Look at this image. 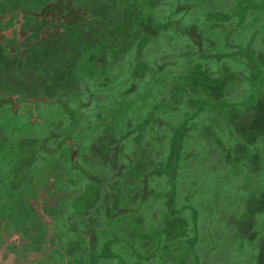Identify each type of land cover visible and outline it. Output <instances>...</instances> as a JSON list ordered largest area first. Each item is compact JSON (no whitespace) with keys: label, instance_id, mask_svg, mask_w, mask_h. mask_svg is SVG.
<instances>
[{"label":"trees","instance_id":"obj_1","mask_svg":"<svg viewBox=\"0 0 264 264\" xmlns=\"http://www.w3.org/2000/svg\"><path fill=\"white\" fill-rule=\"evenodd\" d=\"M32 1L38 3L43 23L53 21L69 27L89 24L91 30L92 43L88 48L76 43L78 38L74 35L66 38L71 43L60 48L53 58H38V67L42 66L38 105L56 101L63 108L58 122L61 132L38 133L49 138L42 146L38 142V174L60 159L64 172L55 185H62L67 193L64 185L71 183L70 168L75 170V178L78 176L71 211L60 205L68 197L56 205L57 215L63 217L66 225V229L55 232L63 251L58 256L66 264H100L99 260L105 264H129L126 250L138 252L141 260H148L152 242L155 249L172 250L173 244L187 234V221L181 210L168 206L169 213L164 210V218L152 222L148 229L142 218L149 208L148 200L139 195L145 193L148 198L152 194L153 174L165 176L168 172L175 176V156L187 143L189 131L197 126V117L206 110L231 114L228 123L237 141L224 155L230 165L239 162L245 148L264 135V96L253 95L249 103L242 101L251 109L249 117L239 122L232 115L235 103L225 99L224 90L230 79L226 65L217 76L210 57L204 55L205 61L201 55L177 73L154 65L155 58L185 39L189 40L191 57L200 47L213 48L212 44L225 38L227 20L235 24L233 31L242 29L243 19L252 10H264V0H227L233 2L237 10L234 14L217 12V6L207 4L217 0H88L85 14L76 6L83 5L84 0ZM2 4L0 0V7ZM159 78L161 82L171 78L175 89L169 92L170 100L169 96H162L164 93L160 96L156 92L165 87ZM142 102L148 108L140 114L134 106ZM187 106L190 111L171 129L173 148L168 162L160 165L154 160L151 167V137L157 135V125L165 123L170 113ZM49 145L55 146L56 151L47 150ZM231 152L236 156L232 157ZM82 159L85 163L87 160V167L81 164ZM40 176L38 194L46 184L44 179L49 178L45 173ZM103 191L105 197H101ZM246 203L252 216L264 212V192ZM144 242L148 243L147 257L136 246ZM256 264H264V239L259 244Z\"/></svg>","mask_w":264,"mask_h":264},{"label":"rangeland","instance_id":"obj_2","mask_svg":"<svg viewBox=\"0 0 264 264\" xmlns=\"http://www.w3.org/2000/svg\"><path fill=\"white\" fill-rule=\"evenodd\" d=\"M207 4L217 6V12L224 11L229 14L237 12L232 1L217 0ZM251 14L243 19L245 24L242 29L235 31H233L235 24L227 20L225 38L212 44L213 48L200 47L191 57L189 40L185 39L186 42H178L174 48L162 51L161 55L155 58L154 65L164 66L167 71L179 73L185 65L194 63L197 56L206 55L210 57L208 60L212 63V70L217 76L221 75L220 72H223L226 65L230 69L227 76L230 79L228 87L224 90L225 99L235 103L233 110H227H232V115L237 121H245L250 115L251 105H244L242 101L249 103L248 100L253 95L258 98L264 96V10L259 13L252 10ZM29 23L35 25L39 20L33 18ZM45 24L57 23L49 21ZM196 39L199 42L198 36ZM223 41L226 43L221 44ZM170 79L161 82L159 78L165 87L156 91L160 96L163 93L162 96H169L168 100L169 92L175 89ZM70 107L73 108V105ZM134 107L141 114L143 113L141 110L147 109L148 104L142 102ZM190 108L187 106L182 111L170 113L165 123L157 125V135L151 137L154 140L153 151H150L153 160L151 167L154 160L160 165L168 162L173 148L171 129L183 120ZM223 111L225 110L203 111L197 117L199 120L197 126L189 131L187 143L175 156V176H169L168 172L165 176L162 173L153 174L150 180L153 192L148 196L150 200L146 198L145 193L139 195L140 199L143 196L148 200L149 208L142 214L148 229L152 222L162 220L164 212L169 213L168 206L172 205L181 210L182 217L187 221L186 237L176 241L173 249H168L170 251L167 252L160 248L155 249V243L152 242L148 260H141L142 255L139 256L138 252H133L132 249L126 250L129 253V264H256L259 244L264 239V212L252 216L246 202L264 192V135L255 144L245 148L242 160L230 165L224 152L235 147L237 138L228 123L231 114ZM62 112L63 108L58 102L42 101L38 105V133L53 130L60 133L58 122L63 116ZM18 119L22 121L24 117ZM54 148L55 146L49 145L47 150L56 151ZM231 156L236 155L231 152ZM59 160L38 174V179L40 175L44 176V173L49 176L42 192L38 194L39 200L36 205L41 214V218H38V251L22 254L20 251L26 253L29 247L28 240L23 238L15 240L14 237L17 235L5 236L0 240V264H66V261L58 256L63 251L59 249V238L55 235L58 228L66 229L61 219L63 217L57 215L56 205L68 197V193L63 189L55 188L56 181L64 172V165ZM80 162L87 167V160L86 163L84 159ZM75 173V170L70 168L71 180L75 178ZM75 179H78V176ZM167 179L168 182L163 188ZM64 188L67 191L73 190V184H66ZM160 198L162 202L158 203ZM166 199L168 202H164ZM60 205H64L68 212L71 211L68 200ZM136 246L147 257L145 250L148 243ZM99 263L105 264L100 260Z\"/></svg>","mask_w":264,"mask_h":264},{"label":"flooded vegetation","instance_id":"obj_3","mask_svg":"<svg viewBox=\"0 0 264 264\" xmlns=\"http://www.w3.org/2000/svg\"><path fill=\"white\" fill-rule=\"evenodd\" d=\"M88 3L76 5L82 14ZM37 6L32 0H3L0 7V240L13 235L15 240L27 239L29 247L22 254L38 251V142L42 146L49 140L38 136L37 129L38 91L42 92V87L38 90L42 74L38 58H53L71 43L66 38L74 35L76 43L87 48L92 43L89 24H45ZM33 18L39 23H29ZM74 181L68 203L76 201Z\"/></svg>","mask_w":264,"mask_h":264}]
</instances>
